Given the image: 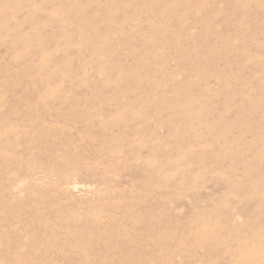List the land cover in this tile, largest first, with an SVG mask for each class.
Here are the masks:
<instances>
[{
  "label": "rangeland",
  "instance_id": "374dc122",
  "mask_svg": "<svg viewBox=\"0 0 264 264\" xmlns=\"http://www.w3.org/2000/svg\"><path fill=\"white\" fill-rule=\"evenodd\" d=\"M0 264H264V0H0Z\"/></svg>",
  "mask_w": 264,
  "mask_h": 264
}]
</instances>
